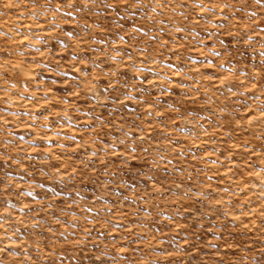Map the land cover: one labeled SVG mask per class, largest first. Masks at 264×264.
I'll return each instance as SVG.
<instances>
[{
	"label": "rangeland",
	"instance_id": "obj_1",
	"mask_svg": "<svg viewBox=\"0 0 264 264\" xmlns=\"http://www.w3.org/2000/svg\"><path fill=\"white\" fill-rule=\"evenodd\" d=\"M67 4L0 0V260L264 264V0Z\"/></svg>",
	"mask_w": 264,
	"mask_h": 264
},
{
	"label": "clouds",
	"instance_id": "obj_2",
	"mask_svg": "<svg viewBox=\"0 0 264 264\" xmlns=\"http://www.w3.org/2000/svg\"><path fill=\"white\" fill-rule=\"evenodd\" d=\"M237 2L241 5V7H240V11H244L243 5L247 3V0H237ZM253 2H254V3H260L261 0H253ZM141 3H142V0H136V4H137V5H139V4H141ZM71 4H72V0H68V4H67V6H71ZM57 7H59V6H57ZM153 11H155V8H153ZM206 11H212V9H206ZM86 27H87V26H86ZM73 38L75 39V37H73ZM262 46H264V45H262ZM76 62H77V61H74L73 63H76ZM78 62L81 63V64H83V63H86L87 61H86V60H80V61H78ZM82 75H83V73H82ZM29 195H30V193H29ZM2 227H3V225L0 224V228H2ZM5 231H7V230H5ZM4 251H5V248H4V247H0V253H3ZM14 254H16L14 249H13L12 252H9V253H8L9 256H12V255H14ZM0 264H4V261H3V260H0ZM152 264H156V262H155V261H152ZM252 264H261V262H260L259 259H255V258H254V259L252 260Z\"/></svg>",
	"mask_w": 264,
	"mask_h": 264
}]
</instances>
